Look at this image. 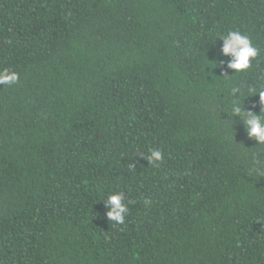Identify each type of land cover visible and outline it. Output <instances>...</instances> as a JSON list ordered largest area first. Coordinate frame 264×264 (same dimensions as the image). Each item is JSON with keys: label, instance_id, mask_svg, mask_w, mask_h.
Wrapping results in <instances>:
<instances>
[{"label": "trees", "instance_id": "16d2710c", "mask_svg": "<svg viewBox=\"0 0 264 264\" xmlns=\"http://www.w3.org/2000/svg\"><path fill=\"white\" fill-rule=\"evenodd\" d=\"M5 67L0 264H264V144L231 114L264 108V0H0Z\"/></svg>", "mask_w": 264, "mask_h": 264}, {"label": "clouds", "instance_id": "9594fccd", "mask_svg": "<svg viewBox=\"0 0 264 264\" xmlns=\"http://www.w3.org/2000/svg\"><path fill=\"white\" fill-rule=\"evenodd\" d=\"M217 37L222 41L220 46L221 54L229 57L227 68L233 69L235 72L247 70L251 65V60L258 55V49L254 46L250 37L238 30H229L227 34L216 35L215 40ZM223 63L224 61H220V64ZM18 80L19 75L16 71L9 70L6 67L0 69V85L14 84ZM237 93H239L238 89H232L231 114L238 116L242 120L249 138L255 139L258 144H264V108L261 109L259 114L251 109H244L243 106L236 103L240 95L239 93L237 96ZM257 93L260 97V103L264 104V90L256 91L255 94ZM146 159L148 163L155 164L163 159V153L159 149H151L146 155ZM132 167L135 168L134 165ZM102 201L106 207L105 215L108 221H114L118 224L124 223L125 216L129 211L128 204L132 203L131 200L126 202L125 193L123 191H113Z\"/></svg>", "mask_w": 264, "mask_h": 264}]
</instances>
